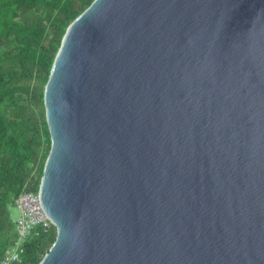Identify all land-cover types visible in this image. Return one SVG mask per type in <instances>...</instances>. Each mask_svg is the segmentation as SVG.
I'll use <instances>...</instances> for the list:
<instances>
[{
    "label": "water",
    "instance_id": "95a60500",
    "mask_svg": "<svg viewBox=\"0 0 264 264\" xmlns=\"http://www.w3.org/2000/svg\"><path fill=\"white\" fill-rule=\"evenodd\" d=\"M44 102L40 264H264V0H95Z\"/></svg>",
    "mask_w": 264,
    "mask_h": 264
},
{
    "label": "trees",
    "instance_id": "16d2710c",
    "mask_svg": "<svg viewBox=\"0 0 264 264\" xmlns=\"http://www.w3.org/2000/svg\"><path fill=\"white\" fill-rule=\"evenodd\" d=\"M95 0H0V264L19 235L12 207L40 189L51 136L45 88L68 27ZM56 228L24 244L12 264H40Z\"/></svg>",
    "mask_w": 264,
    "mask_h": 264
},
{
    "label": "built area",
    "instance_id": "2783aa9c",
    "mask_svg": "<svg viewBox=\"0 0 264 264\" xmlns=\"http://www.w3.org/2000/svg\"><path fill=\"white\" fill-rule=\"evenodd\" d=\"M13 209L18 211L19 217L14 220L18 230V241L14 248L6 255L2 264H12L21 259L24 252V244L40 231L48 232L55 228L52 221L45 214L39 191L23 192L14 202Z\"/></svg>",
    "mask_w": 264,
    "mask_h": 264
},
{
    "label": "rangeland",
    "instance_id": "374dc122",
    "mask_svg": "<svg viewBox=\"0 0 264 264\" xmlns=\"http://www.w3.org/2000/svg\"><path fill=\"white\" fill-rule=\"evenodd\" d=\"M12 216L14 219H17L19 217L18 211L16 209H12Z\"/></svg>",
    "mask_w": 264,
    "mask_h": 264
},
{
    "label": "crops",
    "instance_id": "0c3cea01",
    "mask_svg": "<svg viewBox=\"0 0 264 264\" xmlns=\"http://www.w3.org/2000/svg\"><path fill=\"white\" fill-rule=\"evenodd\" d=\"M12 209H13V207H12ZM15 220V219H14Z\"/></svg>",
    "mask_w": 264,
    "mask_h": 264
}]
</instances>
